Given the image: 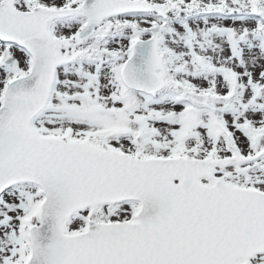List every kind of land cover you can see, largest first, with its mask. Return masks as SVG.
Listing matches in <instances>:
<instances>
[{"label":"snow or ice","instance_id":"6c2138e0","mask_svg":"<svg viewBox=\"0 0 264 264\" xmlns=\"http://www.w3.org/2000/svg\"><path fill=\"white\" fill-rule=\"evenodd\" d=\"M0 264H264V0H0Z\"/></svg>","mask_w":264,"mask_h":264}]
</instances>
